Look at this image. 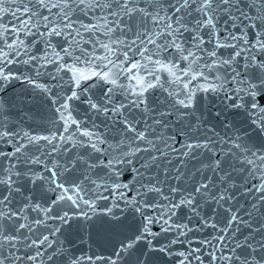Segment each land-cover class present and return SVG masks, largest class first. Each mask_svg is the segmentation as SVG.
<instances>
[{"label": "snow or ice", "instance_id": "snow-or-ice-1", "mask_svg": "<svg viewBox=\"0 0 264 264\" xmlns=\"http://www.w3.org/2000/svg\"><path fill=\"white\" fill-rule=\"evenodd\" d=\"M0 264H264V0H0Z\"/></svg>", "mask_w": 264, "mask_h": 264}]
</instances>
